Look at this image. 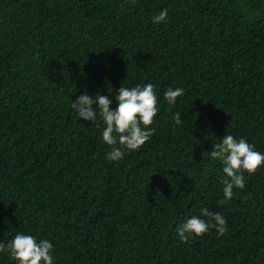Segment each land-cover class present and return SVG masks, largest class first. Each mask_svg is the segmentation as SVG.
<instances>
[{
	"label": "trees",
	"instance_id": "obj_1",
	"mask_svg": "<svg viewBox=\"0 0 264 264\" xmlns=\"http://www.w3.org/2000/svg\"><path fill=\"white\" fill-rule=\"evenodd\" d=\"M149 82L153 135L110 162L103 121L72 102L100 94L114 109L120 87ZM169 88L184 89L174 105ZM229 134L264 154V0H0L5 246L48 240L53 264H264V166L218 203L225 174L209 153ZM202 208L226 232L182 243Z\"/></svg>",
	"mask_w": 264,
	"mask_h": 264
},
{
	"label": "clouds",
	"instance_id": "obj_2",
	"mask_svg": "<svg viewBox=\"0 0 264 264\" xmlns=\"http://www.w3.org/2000/svg\"><path fill=\"white\" fill-rule=\"evenodd\" d=\"M167 14V9L162 10L152 22L159 24L165 21ZM183 94V88H169L164 93V99L174 105L176 99ZM116 100L117 106L112 109V101L107 96L97 94L93 99L85 92L71 105L85 121H94L99 115L105 125L102 141L106 145L114 146L107 154L110 162L120 161L126 151H137L149 140L154 132L150 126L159 112L158 98L154 85L150 82L132 88L120 87ZM181 122V114L176 113L175 124ZM209 154L214 161L218 160L222 164V172L225 174L222 179L223 200L218 201L219 204L230 202L234 197V189L245 188V174L253 175L264 166V154L256 151L245 139H236L230 134L213 145V151ZM211 229H215L222 236L227 230L226 220L220 213L202 208L200 216L189 218L178 227L177 233L182 243H188L193 238L202 237ZM52 248L50 241H37L34 236L26 234H16L6 246L0 243V252L10 254L17 264H53Z\"/></svg>",
	"mask_w": 264,
	"mask_h": 264
}]
</instances>
